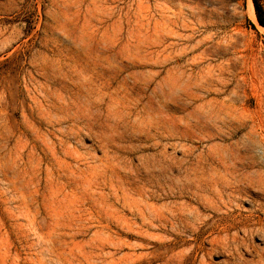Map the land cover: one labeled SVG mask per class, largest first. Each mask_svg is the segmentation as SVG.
<instances>
[{
	"label": "rangeland",
	"instance_id": "374dc122",
	"mask_svg": "<svg viewBox=\"0 0 264 264\" xmlns=\"http://www.w3.org/2000/svg\"><path fill=\"white\" fill-rule=\"evenodd\" d=\"M239 2L205 29L206 0H0V264H264V184L227 233L192 197L264 148V31Z\"/></svg>",
	"mask_w": 264,
	"mask_h": 264
},
{
	"label": "bare ground",
	"instance_id": "6f19581e",
	"mask_svg": "<svg viewBox=\"0 0 264 264\" xmlns=\"http://www.w3.org/2000/svg\"><path fill=\"white\" fill-rule=\"evenodd\" d=\"M206 1L214 5V8H211L210 10L204 9L202 12L205 18H207V22L204 26L205 29L214 28L215 26L224 27L225 24L229 25L239 17L238 8L241 5L239 0H206ZM248 7L249 9L246 13L249 19L254 24H256L260 30L264 31V28L260 27L256 21L251 0L249 2ZM258 155L251 154L249 151L245 149L241 151V153L235 152L230 162L226 161L225 158H221V159H217V161L212 160V163H208L207 167L210 169L212 174L210 175L209 178H201L199 180L197 185L199 188L197 189V192L192 194V197L195 198V200H197L198 202L201 201V205L205 207H209L211 209V212L218 216V218L215 221H213L209 226V228L213 229V231H216L218 229L217 225L219 224L221 225L223 224V227L220 228L219 233L222 232L227 233L230 229H236L235 227L236 223L234 222V220H231V224H227V222L230 221L234 212L238 210L236 209V206L237 203L240 202V198L242 202L243 198H251L253 196H258V192H256L254 188L260 189L259 185L264 184V174L262 172L258 173L257 175L258 179L254 180V178L250 176V174L252 173L249 172V170L259 166L262 168L264 167V148L260 152H258ZM254 173H257V171H254ZM201 175H203V172H201ZM199 192L207 193L209 195V199L206 202L202 203V200H206L207 197L203 198ZM254 205L257 206L258 210H261L264 213V197L262 198L261 201H258ZM254 215L250 214L248 216V219L250 220V218L254 217ZM213 218L214 216L208 217L206 221ZM191 230L193 233L197 235L202 230V227L193 225L191 226ZM223 244L227 246L228 242Z\"/></svg>",
	"mask_w": 264,
	"mask_h": 264
},
{
	"label": "trees",
	"instance_id": "16d2710c",
	"mask_svg": "<svg viewBox=\"0 0 264 264\" xmlns=\"http://www.w3.org/2000/svg\"><path fill=\"white\" fill-rule=\"evenodd\" d=\"M252 5L258 25L264 28V0H252Z\"/></svg>",
	"mask_w": 264,
	"mask_h": 264
}]
</instances>
